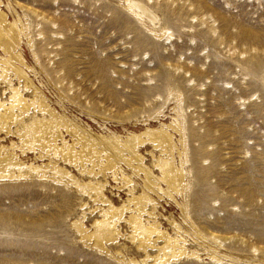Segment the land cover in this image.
I'll return each instance as SVG.
<instances>
[{"label": "rangeland", "instance_id": "374dc122", "mask_svg": "<svg viewBox=\"0 0 264 264\" xmlns=\"http://www.w3.org/2000/svg\"><path fill=\"white\" fill-rule=\"evenodd\" d=\"M136 1L144 15L126 0H2L9 20L15 15L8 2L28 27L21 44L25 70L60 118L36 113L54 128L45 148L21 127L19 135L0 134V152L16 153L28 166L52 159L84 183L104 182L90 170L109 161L104 194L119 205L142 192L145 178L127 136L179 122L184 183L174 198L159 199L162 225L172 232L171 218L185 229L194 222L222 252L262 258L264 0ZM10 95L1 81L0 98ZM136 142L143 164L160 174L153 142L146 136ZM62 149H71L74 159H64ZM173 160L180 166L178 151ZM92 208L91 197L68 180L34 173L0 182V264H120L81 241L72 226L85 211L82 220L91 227L99 216ZM120 242L129 255L144 256L133 242ZM189 242L202 259L166 264H256L212 261L203 246Z\"/></svg>", "mask_w": 264, "mask_h": 264}, {"label": "bare ground", "instance_id": "6f19581e", "mask_svg": "<svg viewBox=\"0 0 264 264\" xmlns=\"http://www.w3.org/2000/svg\"><path fill=\"white\" fill-rule=\"evenodd\" d=\"M126 1L130 8L136 10L137 14L144 15L146 13L144 6L136 0ZM7 7L16 16H13V20H9L7 13L2 9V0H0V46L4 53V56L0 57V82L7 83L11 92L7 101L0 98V134L4 132L19 135L22 127L26 131L25 137L28 138L30 135L35 137L42 143L43 149L51 143L55 132L52 124L46 122L44 117L40 118L36 113L41 112L44 115L47 112L55 121H58L60 116L47 106L44 96L39 93L27 75L25 68H28L29 65L23 56L21 44L27 37L28 27L22 22L17 10L10 2L7 3ZM12 76H16L19 81H22L25 89L31 92L30 96H26L19 86L13 84ZM33 108L34 111H31ZM30 115L32 121L28 122L26 118ZM62 119L68 120L67 118ZM13 124L16 126L15 130ZM179 124V122L162 123L160 127H150L139 135L127 136L126 142L131 144V154L139 163L137 169L144 173L145 178L143 179L142 192L137 195L133 194L132 197L119 205L113 204L104 194L107 184L106 170L111 165L109 161L99 168V172L94 169L90 170L94 175L102 173L104 182L84 183L65 168L59 167L57 162L52 159L43 165L28 166L24 160H20L16 153L6 151L2 154L0 152V182L8 179L28 178L32 177L34 173H39L42 176L68 180L70 183L76 184L82 193L89 195L94 201V208L90 212L96 210L99 216L91 227H88L82 220L86 215V212L83 211L79 219L73 221L72 226L81 241L88 243L98 251L109 254L120 264H166L180 257L202 259V252L196 247H190V240L203 246L207 257L212 261L222 262L229 259L235 262L264 264V257L252 258L222 252L220 244L211 240L194 222L189 225L188 229H185L171 218L169 223L172 226V232L162 225L159 220L161 214L158 212L159 199L165 195L174 198V193L184 183L185 160L183 150H180L176 144L175 136V133L181 135L178 141L182 144L183 133L179 129ZM144 136L148 137L160 152V155L155 159V166L159 169L160 174H155L153 169L145 166L142 156L137 152L136 145L139 142L136 141H142ZM109 138L112 141L121 139L115 135ZM175 151H178L180 155V166H177L173 160ZM61 154L66 160L74 159V152L71 149L67 151L62 149ZM99 155L98 152L93 165L99 163ZM84 169H86L85 166ZM96 203L102 204V206H98ZM181 207L186 215L185 206ZM124 222L129 225V230L126 233L122 232L121 224ZM124 238L133 242L139 250L143 251L144 256L138 258L129 255L126 252L129 246L120 242ZM208 240L212 243L207 244Z\"/></svg>", "mask_w": 264, "mask_h": 264}]
</instances>
